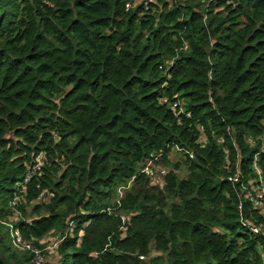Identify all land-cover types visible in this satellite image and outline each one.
Returning a JSON list of instances; mask_svg holds the SVG:
<instances>
[{
    "label": "trees",
    "instance_id": "obj_1",
    "mask_svg": "<svg viewBox=\"0 0 264 264\" xmlns=\"http://www.w3.org/2000/svg\"><path fill=\"white\" fill-rule=\"evenodd\" d=\"M135 2L0 0L5 264H34L15 217L36 246L59 236L61 264H264L243 192L264 150V0Z\"/></svg>",
    "mask_w": 264,
    "mask_h": 264
},
{
    "label": "built area",
    "instance_id": "obj_2",
    "mask_svg": "<svg viewBox=\"0 0 264 264\" xmlns=\"http://www.w3.org/2000/svg\"><path fill=\"white\" fill-rule=\"evenodd\" d=\"M205 1H214V0H205ZM143 3L145 5V8L148 9L149 4L154 3V0H136V2L133 4V6ZM132 7L131 3H128L126 5V8L129 10ZM176 98V97H175ZM162 104H169L171 109L174 112H177L179 115L184 113V110L181 107V103L176 100L174 102H170L168 98L161 99ZM264 153V150L262 151ZM259 153L255 157V164L254 169L257 173V178L250 180L248 182V186L245 188L244 195L247 199H249L255 207H258L261 210H264V176L262 169L259 166V156L262 154ZM191 158L193 156L191 155ZM43 166V157L42 155L38 156L36 158V163L33 164L27 173V177L25 179L24 187L27 183H29L33 177L36 175H39L41 173V168ZM142 173L145 174L149 179L150 183L152 185H162L163 184V178L168 173V170L163 164V160L161 159V155H151V158L147 161V164L145 168L142 170ZM240 174L237 172L234 174V176L230 177L229 180L231 182H239ZM120 195H123L120 191ZM239 209H242V204H240ZM18 221V217L13 218V222ZM10 223L7 224V226L10 228L11 231V237H12V243L15 246L16 249L22 252H28L33 255L34 264H43L46 261H48V253H50V248L45 247L41 248L39 246H36L33 242L27 241L23 238L22 234L20 233L19 228H16L14 224ZM252 232L256 235H263L264 236V225L250 226ZM41 245L43 244V241L41 242ZM142 259L144 257H141Z\"/></svg>",
    "mask_w": 264,
    "mask_h": 264
},
{
    "label": "rangeland",
    "instance_id": "obj_3",
    "mask_svg": "<svg viewBox=\"0 0 264 264\" xmlns=\"http://www.w3.org/2000/svg\"><path fill=\"white\" fill-rule=\"evenodd\" d=\"M139 1H141V0H139ZM169 160L172 161V163H176L178 160H180V155H178L176 152H174L170 156ZM165 167L168 170V167L167 166H165ZM179 175L182 178H186L188 175L187 170L185 168H182L181 171H179ZM122 194H123V191H122ZM48 201H49V197H47V199H46V202H48ZM43 244L46 248L47 247L50 248V251H49L50 253L47 254L48 255V261H50L51 263H54V264H61V259H60V256L58 255V252H57V248L60 244L59 236H55V235L49 236L43 241Z\"/></svg>",
    "mask_w": 264,
    "mask_h": 264
},
{
    "label": "water",
    "instance_id": "obj_4",
    "mask_svg": "<svg viewBox=\"0 0 264 264\" xmlns=\"http://www.w3.org/2000/svg\"><path fill=\"white\" fill-rule=\"evenodd\" d=\"M0 264H5V263L3 262V260L1 259V257H0Z\"/></svg>",
    "mask_w": 264,
    "mask_h": 264
}]
</instances>
